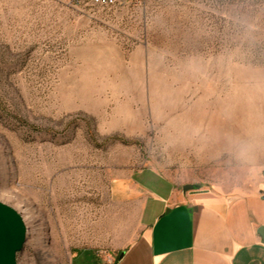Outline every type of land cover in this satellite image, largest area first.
Masks as SVG:
<instances>
[{
	"label": "rangeland",
	"instance_id": "obj_1",
	"mask_svg": "<svg viewBox=\"0 0 264 264\" xmlns=\"http://www.w3.org/2000/svg\"><path fill=\"white\" fill-rule=\"evenodd\" d=\"M154 168L180 186H264V0L97 7L0 0V202L27 227L17 264L116 258Z\"/></svg>",
	"mask_w": 264,
	"mask_h": 264
},
{
	"label": "crops",
	"instance_id": "obj_2",
	"mask_svg": "<svg viewBox=\"0 0 264 264\" xmlns=\"http://www.w3.org/2000/svg\"><path fill=\"white\" fill-rule=\"evenodd\" d=\"M154 168L135 171L114 195L139 208V235L116 258L83 264H264L263 186L242 195L185 191Z\"/></svg>",
	"mask_w": 264,
	"mask_h": 264
},
{
	"label": "water",
	"instance_id": "obj_3",
	"mask_svg": "<svg viewBox=\"0 0 264 264\" xmlns=\"http://www.w3.org/2000/svg\"><path fill=\"white\" fill-rule=\"evenodd\" d=\"M186 185L184 190L197 189ZM27 238V227L22 216L13 208L0 202V264H17V255L22 251ZM124 252L121 253L122 258Z\"/></svg>",
	"mask_w": 264,
	"mask_h": 264
},
{
	"label": "built area",
	"instance_id": "obj_4",
	"mask_svg": "<svg viewBox=\"0 0 264 264\" xmlns=\"http://www.w3.org/2000/svg\"><path fill=\"white\" fill-rule=\"evenodd\" d=\"M73 4H88L97 7H114L117 5H145L149 0H68ZM263 196H264V186H263Z\"/></svg>",
	"mask_w": 264,
	"mask_h": 264
}]
</instances>
